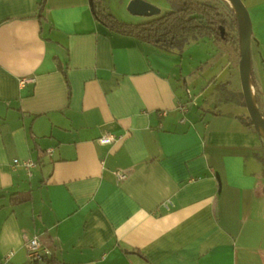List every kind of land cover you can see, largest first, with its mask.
I'll return each mask as SVG.
<instances>
[{
    "label": "crops",
    "instance_id": "obj_1",
    "mask_svg": "<svg viewBox=\"0 0 264 264\" xmlns=\"http://www.w3.org/2000/svg\"><path fill=\"white\" fill-rule=\"evenodd\" d=\"M41 1L0 0V264H47L28 260L33 235L48 264H264V139L244 102L188 107L176 49L108 29L89 0Z\"/></svg>",
    "mask_w": 264,
    "mask_h": 264
},
{
    "label": "rangeland",
    "instance_id": "obj_2",
    "mask_svg": "<svg viewBox=\"0 0 264 264\" xmlns=\"http://www.w3.org/2000/svg\"><path fill=\"white\" fill-rule=\"evenodd\" d=\"M160 9V13L150 17H142L131 14L127 10L128 0H104L107 11L117 20L128 23H138L159 16L171 9L167 0H147ZM247 8L251 23V50L254 51L256 40L264 33V0H242ZM224 14V8L220 6ZM227 24L224 31L233 36L235 31L230 19L224 14ZM264 36V35H262ZM178 79H182L179 92L185 95L188 107L201 106L205 99L213 91L224 92L225 96L236 95L239 103L241 98V87L239 81V50L236 44L217 41L208 36L199 40L189 38L182 48L176 49ZM257 84V83H256ZM260 112L264 114V97H258ZM264 156V155H262Z\"/></svg>",
    "mask_w": 264,
    "mask_h": 264
},
{
    "label": "trees",
    "instance_id": "obj_3",
    "mask_svg": "<svg viewBox=\"0 0 264 264\" xmlns=\"http://www.w3.org/2000/svg\"><path fill=\"white\" fill-rule=\"evenodd\" d=\"M103 1L89 0L95 19L112 31L131 35L140 41L151 42L164 49H180L189 38L199 40L208 36L217 41L236 44V49H239L236 17L225 0H167L171 7L169 11L138 23L117 20L107 11ZM43 2L44 0L39 5L40 9ZM220 6L224 8V14L226 13L234 27L233 36L224 31L227 20ZM240 96L242 97L241 94ZM255 98L260 110L257 91ZM261 115L264 116L262 113ZM245 123L252 126L248 116ZM42 261L50 263L51 256H44Z\"/></svg>",
    "mask_w": 264,
    "mask_h": 264
},
{
    "label": "water",
    "instance_id": "obj_4",
    "mask_svg": "<svg viewBox=\"0 0 264 264\" xmlns=\"http://www.w3.org/2000/svg\"><path fill=\"white\" fill-rule=\"evenodd\" d=\"M232 8L236 17V28L239 44V81L241 95L253 127L264 139V116L261 115L256 102L255 93L251 81V34L252 23L249 12L242 0H225ZM127 10L136 16L150 17L160 13V9L147 0H129ZM223 33V29H221Z\"/></svg>",
    "mask_w": 264,
    "mask_h": 264
},
{
    "label": "built area",
    "instance_id": "obj_5",
    "mask_svg": "<svg viewBox=\"0 0 264 264\" xmlns=\"http://www.w3.org/2000/svg\"><path fill=\"white\" fill-rule=\"evenodd\" d=\"M112 137L113 136L111 134H107V135L102 136L99 140L102 142H110ZM13 165L22 166L30 174V169L35 165V162L31 160L30 158H25L22 160L15 158L13 159ZM114 174L118 180H123L126 177V173L123 171L118 170V171H115ZM24 245H25L27 257L30 263L42 261V258L44 256H49L48 250L42 246L40 240L38 239L36 235L26 238L24 241ZM11 255H12L11 252L6 254L4 256V260H8Z\"/></svg>",
    "mask_w": 264,
    "mask_h": 264
}]
</instances>
